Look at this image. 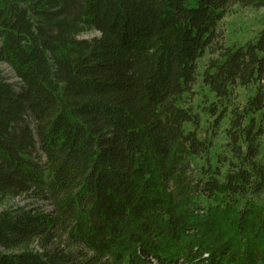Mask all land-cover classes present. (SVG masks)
I'll return each mask as SVG.
<instances>
[{
	"label": "trees",
	"instance_id": "16d2710c",
	"mask_svg": "<svg viewBox=\"0 0 264 264\" xmlns=\"http://www.w3.org/2000/svg\"><path fill=\"white\" fill-rule=\"evenodd\" d=\"M232 4L264 0H0V198L50 205L0 211V264H264V29L223 44ZM213 47L225 155L188 106Z\"/></svg>",
	"mask_w": 264,
	"mask_h": 264
},
{
	"label": "rangeland",
	"instance_id": "374dc122",
	"mask_svg": "<svg viewBox=\"0 0 264 264\" xmlns=\"http://www.w3.org/2000/svg\"><path fill=\"white\" fill-rule=\"evenodd\" d=\"M262 29H264V7H252L241 6L240 4H232L225 17L219 23V34L223 44L227 46L241 45L249 40H252ZM97 34V31L93 32ZM91 33L86 36H91ZM217 57L214 53V47L206 51V53L198 60V80L193 88V94L188 103L189 107L194 109V112H198L202 117L201 131L205 132L208 137H212L213 140V152L221 153L222 155L227 153V134L225 129L229 126L228 119L223 121L221 128L215 127V117L206 115L204 113V106L208 105V96L211 99V95L208 92L207 87L202 82V74L208 66V62L211 58ZM0 71L5 75L10 76V79L15 80L13 73L9 66L4 63H0ZM236 103L243 106L248 96L247 90L242 87L236 89ZM228 156V155H226ZM216 162V159H214ZM203 160L198 161V164H202ZM221 166L222 171L227 170V164L224 162L218 163ZM258 201L264 205V193L258 197ZM43 205L44 208L50 210V205L44 202H37L34 199L26 196L20 197H6L0 198V211L11 207H30L32 205Z\"/></svg>",
	"mask_w": 264,
	"mask_h": 264
},
{
	"label": "built area",
	"instance_id": "2783aa9c",
	"mask_svg": "<svg viewBox=\"0 0 264 264\" xmlns=\"http://www.w3.org/2000/svg\"><path fill=\"white\" fill-rule=\"evenodd\" d=\"M16 80V79H15Z\"/></svg>",
	"mask_w": 264,
	"mask_h": 264
}]
</instances>
